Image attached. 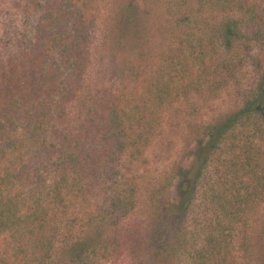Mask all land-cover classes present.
<instances>
[{"label":"trees","instance_id":"1","mask_svg":"<svg viewBox=\"0 0 264 264\" xmlns=\"http://www.w3.org/2000/svg\"><path fill=\"white\" fill-rule=\"evenodd\" d=\"M103 1H15L31 24L0 47V264H264V0L125 1L121 45L146 42L153 10L173 38L141 91L98 95L85 80ZM219 97L231 105L193 124L162 182L124 181L172 106Z\"/></svg>","mask_w":264,"mask_h":264},{"label":"rangeland","instance_id":"2","mask_svg":"<svg viewBox=\"0 0 264 264\" xmlns=\"http://www.w3.org/2000/svg\"><path fill=\"white\" fill-rule=\"evenodd\" d=\"M0 1L1 47L3 41H15V37L29 32L31 14L14 7L16 0ZM125 1L127 0H104L96 11V23L92 32L94 38L90 48L91 61L85 80V90L89 94L99 95L107 89L118 88L141 91L142 83L157 53L173 38L170 37L168 30L171 28L167 22L168 19L166 20L162 11L153 10L142 28L146 42H140L139 46L128 42L121 45V37L116 28ZM141 6L144 5L140 4L139 8ZM231 101L229 97H219L208 101L194 99L172 106L168 112L164 135L149 149L146 162L144 164L139 162L130 164L126 160L121 162V173L125 175L124 181L135 176L136 181L141 182L142 186L145 183L162 182L173 163L175 164L178 160L179 151L186 145L187 136L190 128L194 127L193 124H203L221 115L231 105ZM74 110L76 109H72L70 113L73 117ZM31 165L39 167L42 175L48 179L55 174L53 166L44 164L41 157H35ZM149 214L148 207L142 201L135 211L136 218L133 221L144 222ZM195 229L191 227L188 230L190 242L200 239V234ZM257 229L258 232L253 235L255 247L263 250L261 245H264V233L260 231L258 225ZM251 264L256 263L253 261Z\"/></svg>","mask_w":264,"mask_h":264}]
</instances>
